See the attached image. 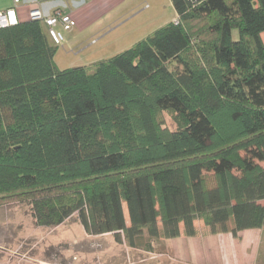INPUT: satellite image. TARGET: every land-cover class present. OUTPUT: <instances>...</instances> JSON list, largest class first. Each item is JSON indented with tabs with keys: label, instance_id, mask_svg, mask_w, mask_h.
<instances>
[{
	"label": "trees",
	"instance_id": "1",
	"mask_svg": "<svg viewBox=\"0 0 264 264\" xmlns=\"http://www.w3.org/2000/svg\"><path fill=\"white\" fill-rule=\"evenodd\" d=\"M171 2L175 20L91 71L56 66L43 20L0 27L1 205L130 247L198 220L264 227V0Z\"/></svg>",
	"mask_w": 264,
	"mask_h": 264
},
{
	"label": "rangeland",
	"instance_id": "2",
	"mask_svg": "<svg viewBox=\"0 0 264 264\" xmlns=\"http://www.w3.org/2000/svg\"><path fill=\"white\" fill-rule=\"evenodd\" d=\"M139 3V6L144 9L143 6L148 1ZM146 11L143 10L139 16L129 20L128 23H132L129 26L117 28L114 24L100 35H83L79 40H76L72 34H67L64 31L63 41L56 46L54 53L56 66L59 69L86 66L91 71L93 69L91 66L94 63L106 60L131 47L142 38L143 34L146 35L155 30H152L155 26L153 24L143 25ZM232 37L237 39L236 30L232 32ZM160 119L163 127L169 130L174 128L172 119L166 112L160 114ZM259 164L264 166L263 162ZM261 202L264 205V200ZM123 211L127 219L125 204H123ZM18 212L28 214L29 205L23 201L0 204V230L11 229L10 214ZM197 222H199L200 229L198 228L197 236L191 240L185 241L187 237L185 235L180 238L182 242H180L181 240L170 241L162 237L149 239L146 230H144L143 237L138 241V247H130L126 242L122 244L115 242L111 234L87 236L77 215L74 214L59 227H55V245L49 247L46 253L43 252L46 248L41 250L42 247H39L37 250L36 247H33L28 250L26 257H23V253H21L23 246L20 243H12L2 259L5 260V264H18L22 258L31 264L32 259L36 260L37 256L51 260L54 264H226L229 260L231 264H237L234 260L236 259L235 255L239 254L240 258H243L254 254L253 247H249L245 251L241 246L234 248L229 245L231 254L227 256L226 248H221L220 238L213 237L209 231L208 234L204 230L206 226L202 221L198 220ZM260 229H262V239L258 264H264V227ZM149 241L152 247L150 250L145 246ZM247 246H249L248 243ZM18 254L22 257H18Z\"/></svg>",
	"mask_w": 264,
	"mask_h": 264
},
{
	"label": "crops",
	"instance_id": "3",
	"mask_svg": "<svg viewBox=\"0 0 264 264\" xmlns=\"http://www.w3.org/2000/svg\"><path fill=\"white\" fill-rule=\"evenodd\" d=\"M141 1H148V3L144 4V9L139 6V2ZM12 6L15 7L18 21L29 19V11L33 8H39L46 14L53 12L55 9L69 12L75 19L76 25L72 30L65 32H67V34H72L76 40H79L83 35H100L105 33V31L109 29L108 27L113 26L114 24H116L117 28L129 26L132 24L128 23L129 20L139 16L143 10H147L145 14L146 19L144 20L143 25H155L152 30L177 18L171 0H25L24 2L23 0H19L16 4L14 3V0H0V10H5ZM149 34L150 33L148 32V34H143L141 37L144 38ZM9 221H11V229L5 228L4 231H2V229L0 230V235L2 233L0 236V264H5V260L2 258L6 254L5 251L9 250L8 247L12 243H20L23 246L21 247L23 248L21 252L23 253V257H26L28 250L33 247H36L35 249L37 250L39 247H42L41 250L46 248V250L43 251L44 253L47 252L49 247H54L55 227L35 225L30 213H12L10 214ZM198 224L199 222H196L197 231L200 229ZM60 225L56 227H59ZM204 230L209 234L208 228L204 227ZM261 232L262 229L253 228L241 231L237 238L233 237L230 233L213 234V237L216 236L217 238H220L221 248H226L225 251H227V256L231 254V248L229 245H232L234 248L241 246L245 251H247L249 247H253V249H255L253 255H246L247 257L240 258L238 254L235 255L236 259L234 260L237 264H258L262 239ZM6 233H8V235H6ZM182 236L183 235H180L176 238L166 240H181L180 238ZM196 236L197 232L194 236L186 237L185 241L191 240ZM180 242H182V240ZM247 243L249 246H247ZM244 253L247 254L246 252ZM19 256L21 255L18 254V257ZM18 264H28V261L22 258ZM31 264L54 263L51 260L37 256L36 260L32 259ZM226 264H231L230 260L229 262H226Z\"/></svg>",
	"mask_w": 264,
	"mask_h": 264
},
{
	"label": "built area",
	"instance_id": "4",
	"mask_svg": "<svg viewBox=\"0 0 264 264\" xmlns=\"http://www.w3.org/2000/svg\"><path fill=\"white\" fill-rule=\"evenodd\" d=\"M19 0H14L18 3ZM29 18L43 20L48 27L49 35L56 45L63 41V32L72 30L76 21L69 12L55 9L51 13H43L39 8H33L29 11ZM18 23L15 7H9L0 10V27L15 25Z\"/></svg>",
	"mask_w": 264,
	"mask_h": 264
}]
</instances>
